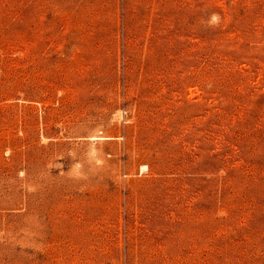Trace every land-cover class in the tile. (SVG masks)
I'll return each instance as SVG.
<instances>
[{"label": "rangeland", "instance_id": "1", "mask_svg": "<svg viewBox=\"0 0 264 264\" xmlns=\"http://www.w3.org/2000/svg\"><path fill=\"white\" fill-rule=\"evenodd\" d=\"M0 264H264V0H0Z\"/></svg>", "mask_w": 264, "mask_h": 264}]
</instances>
